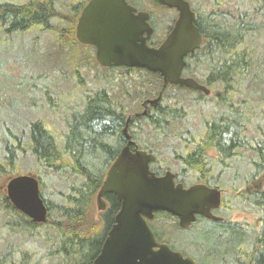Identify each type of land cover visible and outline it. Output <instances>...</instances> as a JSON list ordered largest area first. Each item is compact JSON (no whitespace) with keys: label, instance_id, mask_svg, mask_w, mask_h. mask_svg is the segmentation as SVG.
Wrapping results in <instances>:
<instances>
[{"label":"trees","instance_id":"16d2710c","mask_svg":"<svg viewBox=\"0 0 264 264\" xmlns=\"http://www.w3.org/2000/svg\"><path fill=\"white\" fill-rule=\"evenodd\" d=\"M143 1L153 10L158 9L154 6L157 4L155 0ZM187 1L195 13L194 24L201 34L202 44L190 55L192 62L187 63L184 71L192 76L199 73L200 68H205L201 84L213 89L212 96L207 99L199 94L192 101L205 103L211 100L216 112L203 121L202 131L189 132V136L182 139L176 131L183 127L181 113L172 106L171 109L159 106L145 119L137 118L131 122L133 126L139 122L137 135L142 144L139 150L147 151L148 142L162 148L171 141L174 146L170 147L175 150L173 160L182 170L190 168L193 173H199L198 182L220 189L219 180L213 177L216 167L208 153H216L224 163L231 153L237 154L245 149L253 155L249 177L257 179L264 176V130L259 128L256 135L248 136L246 133L255 100L263 99L264 95V44L260 49L257 44V39L264 34V0H243L252 7V12L223 8L224 0H196L195 4ZM53 5L54 0L0 4V39L21 36L31 30L36 34L50 30V21L56 12ZM258 16L261 21L257 20ZM168 28L170 25L165 29ZM154 39L161 41L162 37L157 35ZM148 74L151 80L134 86V100L154 97L160 91V77ZM169 89L164 91L162 100L171 97L167 93ZM177 90L192 94L185 88ZM183 98L180 95V99ZM125 107L102 90L90 94L82 109L70 114L65 120L67 130L58 137L54 129H48L42 121L35 120L28 122L20 133L15 130L18 136L13 134L11 140L5 135L0 138L4 147L0 177L21 171L16 164L17 152L26 154L29 151L45 172L64 181V191L57 192L59 199H46L40 191L47 208L44 224L32 222L14 209L5 196L2 197L4 207L11 213L5 217V228L26 241L39 243L46 249L51 264H92L114 224L120 209V202L114 195H105L106 210L97 213L98 219L92 214L95 197L105 175L125 143L122 129L129 113ZM53 113L56 115L55 111ZM161 139L164 140L162 144L159 142ZM39 184L42 185V179ZM227 198L224 197L222 203L229 211ZM236 200L254 209L259 216V231L252 246L247 247L249 230L244 224L225 220L207 231L212 234L219 228L223 229L220 234L224 237L217 244L223 245L224 249H217V246L204 249L203 260L215 263L221 257L235 255L236 260H240L239 264H264V187L243 191L237 194ZM12 245L0 252V263L36 264L30 251L19 245L12 249Z\"/></svg>","mask_w":264,"mask_h":264},{"label":"rangeland","instance_id":"374dc122","mask_svg":"<svg viewBox=\"0 0 264 264\" xmlns=\"http://www.w3.org/2000/svg\"><path fill=\"white\" fill-rule=\"evenodd\" d=\"M26 1L0 0V4H20ZM67 2L66 0H54L53 8L56 9V12L50 21V30L43 31L40 34H36L35 31L31 30L22 33L21 36L11 35L5 39H0V138L5 135L11 140L13 134L18 136L15 130L20 133L19 131L28 122L35 120L42 121L48 129H54L53 131L58 137L67 130L66 121L70 114L82 109L84 103L81 101L85 98V95L100 90H105L113 100L118 101V103L121 101L126 105L125 109L129 112L127 116L142 111L141 102L145 98L133 99L134 86H137L141 81L148 82L151 80L149 74L137 71L127 72L122 69L100 70L93 62L94 52L89 48L83 50L80 45L76 46L73 43V39L72 42L67 37V35L71 36L72 32L70 25L65 20L70 16ZM191 2L195 4L196 0H191ZM144 7L153 10L147 4ZM222 7L238 8L241 11L252 12V7L243 0H224ZM154 13L156 15L154 17L157 29L156 36L163 37L166 26L171 24L170 19L172 17L170 19L169 17L164 18L165 13L159 11V9L154 10ZM168 15L170 16V14ZM161 18H163L162 22H160ZM256 18L261 21L260 16ZM257 44L260 49L261 45L264 44V34L257 39ZM205 73V68H200L199 73L192 76L203 82V74ZM49 94L52 96H47ZM169 95L177 96L180 100L179 105L184 106L185 111L188 110L189 112L188 118L181 124L183 127L180 126L176 129V131L180 130V133L184 131L193 133L202 131L203 121L216 112V106L211 100L194 106L195 101H192V99L199 96L196 93L185 94L184 91L179 92L176 89H170ZM180 95L184 97L183 100L180 99ZM210 98L211 96L207 97V99ZM27 104H31L33 107H28ZM186 106L188 107L186 108ZM54 111L56 115H54ZM250 113L253 116L251 124L247 127L246 134L248 136L256 135L259 128L264 130V95L263 99L258 98L255 100L253 110ZM135 134L137 140L141 142L139 135H137L138 131ZM167 145L164 152L158 154L159 158L163 160L161 165L171 167L172 171L181 174V178L194 182L199 173L191 171L187 173V176H184L182 174L184 170L177 162L172 160L173 153L168 149L173 144L169 142ZM3 148V143L0 141L1 159L3 158L1 154L4 152ZM17 153L19 157L16 164L21 171H17L15 175L32 174L40 182L42 179L40 191H42L43 196L49 200L59 199L57 192L59 190L64 191V181L45 172L31 152L27 151L26 154H23L20 151ZM252 158L253 155L250 151L241 149L228 165L219 166L216 164L213 177L219 180L222 189L225 190L224 196L228 197V201L229 197L231 198L243 191L264 187V176L254 180L249 177ZM230 164L232 165L229 166ZM12 176L14 174H4L0 177V251L9 244H13L12 249L17 248L16 245H19L34 255L36 264H51L46 256V249L41 247L39 243L26 241L18 235H13L4 226L5 217L10 216L11 213L9 209L4 207L2 197L5 196L6 183ZM95 203L92 215L93 218L98 219L97 213L99 211ZM222 213L227 221L238 222L248 227L249 233L246 244L247 247H251L259 231V216L255 210L237 202L233 204L231 213ZM214 225L215 223L200 220L189 231L176 232L177 227L172 219L159 216L154 223V226L160 227L162 230L160 235L164 236L163 238H170L167 235L170 234L173 237L181 236V242L189 241L200 244L201 248L193 246L197 251L185 246L189 254L196 255V259L200 264H239L240 260H236L235 255L221 257L215 263L203 260L204 249L210 250V247L214 248L216 246L217 249H224L223 245L217 244L224 237L219 230H215L216 232L212 234L207 233ZM170 239L173 241L172 238ZM176 246L180 247V244L176 243Z\"/></svg>","mask_w":264,"mask_h":264},{"label":"water","instance_id":"95a60500","mask_svg":"<svg viewBox=\"0 0 264 264\" xmlns=\"http://www.w3.org/2000/svg\"><path fill=\"white\" fill-rule=\"evenodd\" d=\"M156 1L178 12L171 32L158 48L147 46L152 34L148 15H133L126 0H91L76 27V39L82 45L95 47L96 61L103 67L137 68L159 74L163 87L155 100L148 101L151 105L161 99L167 85L209 95V90L195 80L181 78L185 57L202 42L189 3ZM93 10L98 12V19L94 21L91 20ZM129 120L123 129L126 145L109 167L95 203L98 211H104L103 197L111 194L120 202V209L92 264H197L193 258L183 257L166 245L159 246L146 221L158 212L177 218L181 229L189 228L197 216L219 220L211 210L220 205V191L201 184L185 189L174 183L170 172L157 177L149 169L154 157L130 149L134 143L127 130ZM5 193L10 204L29 220L36 224L46 222L47 208L35 176L12 177Z\"/></svg>","mask_w":264,"mask_h":264},{"label":"flooded vegetation","instance_id":"af4514ba","mask_svg":"<svg viewBox=\"0 0 264 264\" xmlns=\"http://www.w3.org/2000/svg\"><path fill=\"white\" fill-rule=\"evenodd\" d=\"M66 1H68L66 4H68V11L70 12V16H69V18L68 19H65L67 22H68V24L70 25V27L71 28H73V29H71L72 30V32H71V36L70 35H67V37L68 38H70L71 39V41H72V39L74 40V44L76 45V46H79L80 45V47L81 48H83V50H85L86 48H89V49H91L93 52H94V60H93V62H94V64H96L97 66H98V68H100V70H103V71H108V70H117V69H122V70H125V71H127V72H132V71H137V72H145V73H150V72H148V71H146V70H144V69H137V68H126V67H103V66H101L99 63H97V61H96V49H95V47H93V46H91V45H82V44H80L78 41H77V39H76V27H77V25H78V23H79V20L81 19V17H82V13H83V11H84V9L88 6V4L90 3V1L91 0H66ZM156 1V0H155ZM157 2V1H156ZM126 3H127V5L133 10V15H135V16H137L138 14H140V13H145V14H147L148 15V20H147V22H148V24L150 25V27H151V29H152V34H151V36H150V38H149V40L147 41V46L149 47V48H158L163 42H164V40L166 39V37L169 35V33L171 32V30H172V28H173V26H174V23L176 22V20H177V17H178V12L175 10V9H173V8H168V7H165V6H163V5H161L159 2H157V4H154V6H156V7H158V9H159V11H162V12H164L165 14L163 15V17L164 18H167V17H169V19L171 18L172 19V23L170 24V28H168V29H166L165 30V32H164V35H163V37H162V39H161V41H158V40H155L154 39V36H156V34H157V29H156V25H155V20H154V17H156V15H155V13H154V10H149V9H147L146 7H144L145 5H146V2L145 1H143V0H126ZM65 4V5H66ZM164 8H166V9H164ZM168 14H170V16L168 15ZM52 19V18H51ZM96 19H98V12L97 11H95V10H93L92 12H91V20L92 21H94V20H96ZM170 19V20H171ZM163 20V18H161V20L160 21H162ZM93 24H96L95 22H93ZM161 24V23H160ZM73 34V35H72ZM63 37V36H62ZM195 52V51H194ZM193 52V53H194ZM193 53H191V54H189V55H187L186 57H185V59H184V61H185V66H184V68H183V70H182V72H181V78H183V79H186V78H191V79H193V80H195L197 83H199L200 85H202V86H204L205 88H207L208 90H209V95H205L203 92H199V91H192V93H196V94H201V95H203V96H206V97H209V96H212V89L210 88V87H208V86H206V85H203V84H201L202 82H200V81H198L194 76H191L190 74H187L185 71H184V69L186 68V65H187V63L190 61V62H192L190 59H191V57H190V55H192ZM151 74H155V73H151ZM155 75H158L159 76V74H155ZM192 75H195V73H193ZM160 77V76H159ZM160 79H161V82H162V84H161V89H162V87H163V81H162V78L160 77ZM168 88H170V89H183V88H185V87H180V86H178V85H167L166 86V88L164 89V91H166ZM161 89H160V91H161ZM169 89V90H170ZM185 89H187V88H185ZM169 90L167 91V93L169 94ZM189 90V89H188ZM100 91H102V90H100ZM103 91H105V90H103ZM159 91V92H160ZM164 91H163V93H162V96H163V94H164ZM191 91V90H190ZM97 92H99V91H97ZM106 92V91H105ZM159 92L154 96V97H151V99H149V98H147V99H144L142 102H141V108H142V111L141 112H137V113H134V114H130V115H128L127 116V118H126V120H125V122H124V127H125V125H126V122H127V120L128 119H130L129 120V123H128V128H127V130H128V134H129V136H130V139L133 141V143H134V145H131V147H130V149H131V151H135V149H139V145H142L141 143H140V141H137V137L134 135L135 133H136V131H137V129H138V127H139V122H137V124H135L134 126H133V123H131L132 121H134L135 119H137V118H146L147 116H148V114L150 113V115L154 112H156V109L160 106L161 108L162 107H167V108H169V109H171V107L170 106H172V108L173 109H176L177 111H179L180 113H181V117H182V122H184V120L185 119H187L188 118V116H189V112H188V110H186L185 111V107L184 106H182V105H179V103H180V100H176L175 99V97H177V96H173V95H171V97L169 98V99H167L166 101H164V100H162V96H161V99L158 101V102H156L154 105H151V104H149L148 103V101H153V100H155L157 97H158V95H159ZM180 92V91H179ZM91 93H96V92H90V93H87L86 95H85V98H83L82 99V103H84L85 102V100L87 99V97L91 94ZM106 94H108L107 92H106ZM181 94H183V93H181ZM185 94H187V93H185ZM92 95V94H91ZM109 95V94H108ZM196 98H198V97H196ZM195 99V98H194ZM183 100V99H182ZM194 101V100H193ZM200 104H203V103H198V102H195L193 105L194 106H197V105H200ZM188 106H186V108H187ZM143 111H145V114H143ZM131 124H132V127H130L131 126ZM124 127H123V129H124ZM131 128V129H130ZM123 129H122V136H123ZM184 131V130H183ZM178 136L179 137H181L182 139H185V138H187L188 136H189V132L188 131H184V132H182V133H180V130H178ZM181 134H183L182 136H180ZM162 138V137H161ZM123 139H124V137H123ZM171 139H173L172 137H171ZM174 140V139H173ZM164 140H160L159 142L162 144V142H163ZM124 145L120 148V150H119V152H118V154L117 155H119L120 154V152H121V150L123 149V147H125V145H126V140L124 139ZM171 142V141H170ZM176 142V141H175ZM172 143V142H171ZM160 144V145H161ZM165 148H167V146H163L162 148H160V146L159 147H156V146H153V144L152 143H150V142H148V150L147 151H145V150H141V151H144V152H146L147 154H150V155H152V156H156V157H154V161L152 162V163H150V165H149V167H150V170L153 172V173H155V175H157V176H159V177H161V176H163V175H165L167 172H170L172 175H173V181H174V183L177 185V184H180V185H182V187L183 188H189V187H191V186H194V185H198V184H201V185H204L203 183H200V182H198V180L196 179V180H194V182L193 181H190V180H186V179H184V178H181V174H179V173H177V172H175V171H172L171 170V167H164V166H162L161 164L163 163V160H161L160 158H159V155L158 154H160L161 152H164V150H165ZM172 153H173V158H174V152H175V150L174 149H172L171 147H169L168 148ZM209 154V157H210V161L216 166V164L217 165H219V166H225V165H228L229 164V162L236 156V154H233V153H231L232 155H231V157L229 158V159H227V162H224V163H221V161L219 160V158H218V156H217V154L216 153H214V152H209L208 153ZM173 158H172V160H173ZM181 157H179L178 159H180ZM178 159H176V160H178ZM114 161V160H113ZM174 162H175V159L173 160ZM180 161H182V159H180ZM113 163V162H112ZM227 163V164H226ZM222 164V165H221ZM232 164H230L229 166H231ZM192 171V169H190V168H185L184 169V172L182 173V174H184V176H187L188 174V172H191ZM219 191H220V195H221V200H220V205H219V207L217 208V209H213V210H211V213L215 216V217H217V218H219V220H212V219H207V218H204V217H200V216H197L196 217V221H195V223H193L189 228H187V229H181L180 227H179V225H178V219L177 218H175V217H173V216H171V215H169V214H166V213H161V212H159V213H156V214H154V216H153V219L152 220H150V221H147V225H148V227H149V229H150V231L152 232V234H153V237H154V239H155V241H156V243L159 245V246H161V245H166V246H168V248L169 249H171L172 251H174V252H179V253H181L184 257H192L195 261H196V263L197 264H199L198 263V261H197V259H196V255H192V254H189L187 251H186V248H185V246H188V248L189 247H191L193 250H195V251H197L196 249H194V247L193 246H201L200 244H198V243H191V242H189V241H185V242H181V239H182V237L180 236V237H178V236H171L170 234H167L168 236H170V238H172V240L174 241H171V239L169 238V237H167V238H163L164 236H162V235H160V231H162L161 229H160V227H157V226H154V223H155V220L157 219V217H159V216H162L163 218H169V219H172V220H174V222H175V225H176V227H177V229H175L176 230V232H185V231H189L192 227H193V225H195L197 222H199L200 220H205L206 222H208V223H215L216 225H219V224H223L224 222H225V220H226V218L225 217H223L222 216V212H228V213H231V211H232V208H233V204L234 203H237L238 201L236 200V196L237 195H235V196H232L231 198L229 197V205H228V210L229 211H227V209H226V205L225 204H223L222 202H223V198L224 197H226V196H224V191L225 190H223L222 188H220V189H218ZM227 200H228V198H227ZM231 222V221H230ZM231 223H238V222H231ZM220 226V225H219ZM244 226H246V225H244ZM247 227V226H246ZM248 228V227H247ZM219 231H221V230H223L222 228H219L218 229ZM165 235V234H164ZM248 235V234H247ZM246 238H247V236H246ZM176 243H179L180 244V247H178V246H176ZM9 246H6L4 249H7ZM11 248H12V246H10ZM0 252H2V251H0Z\"/></svg>","mask_w":264,"mask_h":264},{"label":"bare ground","instance_id":"6f19581e","mask_svg":"<svg viewBox=\"0 0 264 264\" xmlns=\"http://www.w3.org/2000/svg\"><path fill=\"white\" fill-rule=\"evenodd\" d=\"M235 74V73H234ZM232 77V76H231ZM236 81V80H235ZM66 104V103H65ZM68 104V103H67Z\"/></svg>","mask_w":264,"mask_h":264}]
</instances>
